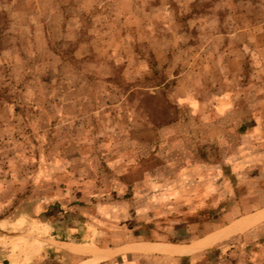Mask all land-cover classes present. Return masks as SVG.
<instances>
[{"label": "rangeland", "instance_id": "374dc122", "mask_svg": "<svg viewBox=\"0 0 264 264\" xmlns=\"http://www.w3.org/2000/svg\"><path fill=\"white\" fill-rule=\"evenodd\" d=\"M263 210L264 0H0V264H264L134 250Z\"/></svg>", "mask_w": 264, "mask_h": 264}, {"label": "bare ground", "instance_id": "6f19581e", "mask_svg": "<svg viewBox=\"0 0 264 264\" xmlns=\"http://www.w3.org/2000/svg\"><path fill=\"white\" fill-rule=\"evenodd\" d=\"M262 218H264V215L258 218L259 221ZM238 231H242V229L240 228V226L236 225L215 235L208 236L200 240L198 243L189 246L140 245L134 250H138L139 252H152V253L166 254L172 256H191L198 252L213 247L215 244H217V242H220L224 238L229 237Z\"/></svg>", "mask_w": 264, "mask_h": 264}, {"label": "crops", "instance_id": "0c3cea01", "mask_svg": "<svg viewBox=\"0 0 264 264\" xmlns=\"http://www.w3.org/2000/svg\"><path fill=\"white\" fill-rule=\"evenodd\" d=\"M262 215H264V210L263 211H261L260 213H258V214H256V215H253V216H249V217H247V218H245V219H242V220H240V222L239 223H237V224H235V225H233V226H236V225H238V226H240V228L242 229V231H238V232H236V233H240V232H243L244 230H247V229H249V228H251L252 226H254V225H256V224H258V223H260V222H263L264 221V218H262V219H260V221H259V217L260 216H262ZM252 224V225H251ZM243 225V226H242ZM246 225V226H245ZM232 226V227H233ZM242 226V227H241ZM250 226V227H249ZM244 228V229H243ZM236 233H234V234H236ZM233 234V235H234ZM213 235H215V234H213ZM211 236V235H210ZM232 236V235H231ZM208 237V236H207ZM199 242V241H198ZM198 242H196V243H198ZM195 243V244H196ZM139 245H154V244H139ZM135 246H138V245H134V246H132V247H135ZM171 246H176V245H171ZM127 248H131V247H127ZM127 248H125V249H127ZM135 249V248H134ZM123 251H126V250H123ZM127 252H129V251H127ZM145 253V252H144ZM114 254L115 253H113L112 251L110 252H107V253H105L104 252V254H100L99 256H95L94 258H91V259H88V260H84V261H81L79 264H99V263H101V262H103V261H106V260H108L110 257H113L114 256Z\"/></svg>", "mask_w": 264, "mask_h": 264}]
</instances>
